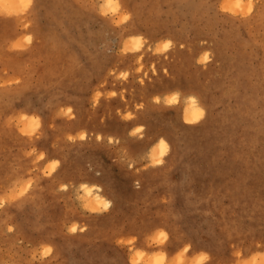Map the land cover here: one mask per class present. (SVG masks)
<instances>
[{
	"label": "rangeland",
	"instance_id": "374dc122",
	"mask_svg": "<svg viewBox=\"0 0 264 264\" xmlns=\"http://www.w3.org/2000/svg\"><path fill=\"white\" fill-rule=\"evenodd\" d=\"M113 1L0 0V264H237L264 252V0L251 16L247 0ZM187 96L204 110L192 126ZM82 184L110 209L88 207Z\"/></svg>",
	"mask_w": 264,
	"mask_h": 264
},
{
	"label": "clouds",
	"instance_id": "9594fccd",
	"mask_svg": "<svg viewBox=\"0 0 264 264\" xmlns=\"http://www.w3.org/2000/svg\"><path fill=\"white\" fill-rule=\"evenodd\" d=\"M20 2L22 3V4H26V5H30L31 4V0H20ZM242 2H243V0H236V8H240L241 10H243L242 9ZM251 3H252V0H247V12H248V10H249V8L251 7ZM111 7H115L114 5H112ZM128 18L130 19V16H128ZM133 43L136 45V50H139V48H140V46H141V41L140 40H135V41H133ZM167 43V47H165L164 46V44H163V46H162V48H163V50L164 51H167L170 47H171V42H166ZM161 51V48L158 46L157 47V52H160ZM141 69H138V71H140ZM153 74H155V72H153ZM124 78H126V76L124 77ZM142 81V80H141ZM141 81H140V83H141ZM18 83H19V81H17ZM100 93L99 92H97L96 93V95H95V100L98 102L99 101V99H100ZM110 96L111 97H115L116 96V93L115 92H112L111 94H110ZM61 111H63V109L61 110ZM67 113L68 114H71L72 113V109H71V107H69L68 109H67ZM202 117V116H201ZM74 118V117H73ZM127 119H131L132 117H131V115H129V116H127L126 117ZM23 119H25V120H27L28 119V117L27 116H25V117H23ZM10 122V121H9ZM40 127H41V121H40V119L39 118H37V117H34V118H32V120H31V127H30V129L28 130V131H24L23 132V134L24 135H26V136H35L36 135V133H37V130H39L40 129ZM139 129H142V128H139ZM68 139L69 140H72L73 139V137L72 136H69L68 137ZM87 139V133H82V134H80L79 135V140L80 141H85ZM103 139V137L102 136H100V135H97L96 136V140H97V142H100L101 140ZM161 140H163V139H161ZM109 143L111 144L112 143V139L110 138L109 139ZM164 143L166 144V142L164 141ZM33 151H35V150H33ZM29 155H31V153H29ZM38 159L39 160H44L45 159V156H44V154L43 153H41L40 155H39V157H38ZM155 159H157V158H154V163H155ZM160 159V158H159ZM163 163V160L161 159V164ZM158 165H160V164H158ZM59 167V162L58 161H54V162H52L49 166H48V168L47 169H45V177L46 178H51V176H52V174H53V172H55L56 170H57V168ZM62 190L63 191H67V186L66 185H64V186H62ZM106 207H105V205L103 204L102 205V208H103V211L104 212H107L109 209H110V207H111V204L110 203H106ZM93 211H96V209H93ZM73 233H75V232H73ZM167 240V236L165 235V233L163 232V231H161L160 232V234H159V242L160 243H163V242H165ZM258 247H259V245H258ZM51 251H52V249L49 247V248H45L44 249V255H49L50 253H51ZM142 255V253H136V256L137 257H139V256H141ZM235 255L239 258L240 256H241V253L239 252V251H237L236 253H235ZM204 257H205V259L204 260H209L210 259V257L208 256V255H203ZM130 264H138V261L136 260V259H133L131 262H130ZM154 264H164V256L163 255H159V256H157L156 258H155V260H154ZM237 264H264V252H257L256 254H254L251 258H249V259H246V260H241V259H238V261H237Z\"/></svg>",
	"mask_w": 264,
	"mask_h": 264
},
{
	"label": "bare ground",
	"instance_id": "6f19581e",
	"mask_svg": "<svg viewBox=\"0 0 264 264\" xmlns=\"http://www.w3.org/2000/svg\"><path fill=\"white\" fill-rule=\"evenodd\" d=\"M107 4H108V0H106ZM113 5H115V2L113 1ZM187 102H184L185 104H187L184 109L182 110V121L185 125L188 126H192L197 124L202 118L203 116H198V112H203L204 110L203 108L198 104L197 100L193 97V96H187L186 97ZM175 100V99H174ZM193 101H195V103H193ZM252 110V109H251ZM251 110L249 109V117L252 118V120L255 118V116L253 115V113L251 112ZM193 121V123H187V121ZM161 140V139H160ZM159 140V141H160ZM159 141L157 142L158 145V152L155 153L152 158H160L162 159L163 157H160V147H159ZM167 144V143H166ZM81 190H83L85 192L86 195V200H87V205L88 207L93 206L94 207H98V206H102L105 203H110L109 200L104 199L101 195H100V189L99 187H96L95 189H90L87 188L86 185L82 184L80 186ZM90 205H89V204ZM96 207V208H97ZM95 208V209H96Z\"/></svg>",
	"mask_w": 264,
	"mask_h": 264
},
{
	"label": "snow or ice",
	"instance_id": "6c2138e0",
	"mask_svg": "<svg viewBox=\"0 0 264 264\" xmlns=\"http://www.w3.org/2000/svg\"><path fill=\"white\" fill-rule=\"evenodd\" d=\"M112 5H113V0H108V6L111 7ZM253 11H254V6H253V3H251V7L249 8V10L247 12V15L251 16L253 14ZM128 19H129L128 16L124 17L125 21H127ZM30 40H31V38L29 37V41ZM164 46L167 47L168 46L167 43H164ZM181 47H183V45H181ZM207 59H208V57H207V55H205L204 60L206 61ZM164 71H165V75H167V69H165ZM153 72H155V66H153ZM143 82L144 81L142 80L141 83H143ZM173 99H174V97H173ZM156 102L159 103V100H157ZM193 103H195V101H193ZM197 114H198V116H203L204 115L203 112H198ZM187 123H193V121L189 120V121H187ZM141 131H143V129L137 128L136 132H134L133 135H136V133H139ZM159 147L161 149L160 150V157H164L166 155V152H167V149H168V145L164 143V140H160L159 141ZM155 164L156 165L161 164V159H159V158L155 159ZM104 205H105V207L107 206L106 203ZM76 230L77 229L75 227H73L71 229L72 232H76ZM8 231L12 232L13 229L9 228ZM81 231H83V229H81ZM261 243H262V245H264V241H262ZM188 251H189V248L185 247L183 249V252L181 253V255H183L184 253H187ZM204 259H205V257L202 255L201 256V260H204ZM241 260L243 261V260H246V259H241Z\"/></svg>",
	"mask_w": 264,
	"mask_h": 264
}]
</instances>
